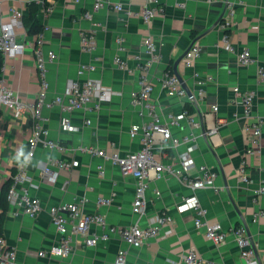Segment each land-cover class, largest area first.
<instances>
[{"label":"crops","instance_id":"crops-1","mask_svg":"<svg viewBox=\"0 0 264 264\" xmlns=\"http://www.w3.org/2000/svg\"><path fill=\"white\" fill-rule=\"evenodd\" d=\"M30 0H0V15L6 19L11 8L19 9L23 15L28 13ZM38 4L37 19L49 27L43 31L42 42L45 51L51 50L56 58L48 64V94L59 93L69 79L80 81L92 77L112 87L116 93L110 101L94 110L92 105L68 113L76 126L75 130L65 131L61 126L62 112L58 107L43 109V125L53 139L67 147L65 151H46L39 149L30 160L28 170L35 178L37 187L32 192L39 196L43 210L36 218L24 213L14 214L8 205L4 219L3 240L16 249V264H115L119 249H125L126 264H172L190 247H195L202 264H247L240 255L235 238L229 234L220 244L206 239L202 229L194 226L192 212H180L177 208L182 195L191 193L175 176H164L152 180L146 192L145 214L138 217L132 212L135 192V179L123 176L119 169L98 156L79 151L80 145L94 144L107 151L115 145L121 152L135 151L139 148V139L129 136V128L136 123L146 122L148 115H139L138 108L130 104L129 92L138 88V71L134 70L137 57H146L143 41L152 35L161 53L159 62L149 70L153 84L152 98L158 105L161 116L170 111L182 109L186 100L169 97L162 86L163 71L182 55L192 43L201 47V54L192 67H184L179 61L176 69L181 80L190 92L197 85L193 72L201 76L211 75L212 80L204 85L205 95L199 102L197 116L202 127L192 129L187 121L174 127V135L192 133L196 137L197 147L192 152L194 172L200 165H207L217 172L213 187L195 191L201 204L206 208L210 221H219L222 228L230 230L233 226H247L251 248L257 264H264V194L258 204L252 202V189L264 183V124L259 154L251 156L247 173L249 184L237 177L246 146L247 133L245 123L256 116L264 117V83L257 78V67L264 65V0H242L236 6L234 22L231 28L222 27L220 20L225 0L207 3L205 0H159L165 12L144 23L137 17H125L110 8H101L94 12L91 19L81 18L84 11L91 9L93 0H34ZM121 2L131 8H138L145 0H111ZM182 3V6L178 4ZM41 29V30H42ZM95 30L96 48L85 53L80 48V32ZM23 40L26 48L20 54L2 56V76L6 83L21 97L34 99L40 89L36 71L33 48L38 32L25 29ZM122 38L119 49L115 37ZM225 36L237 49L248 48L253 61L246 66L237 64L235 53L222 47ZM126 59L132 71L120 69L114 63L115 56ZM93 63L95 69L78 75L81 63ZM234 86L241 90L256 91L252 116L243 117V108L232 100ZM216 104L217 111L210 106ZM89 119L90 123L85 121ZM32 119L28 116L15 117L5 107L0 108V186L11 175V170L26 155V140L32 130ZM215 128V132L208 130ZM114 144V145H113ZM174 153L167 150L158 155L168 160ZM50 157H60L72 161L70 169H56L52 177L42 176L38 168L40 161ZM104 169L99 175L98 166ZM216 188V189H215ZM160 191V195L154 193ZM103 196L111 199L108 206L98 207L96 199ZM86 197L83 209L86 212L101 211L113 224L127 226L138 221L142 226L154 222L161 210H166L173 218V234L165 238H153L140 247L127 245L123 240L113 237L109 241L99 242L91 247H77L71 255L59 257H37L35 252L57 243L59 234L50 221L48 206L60 201ZM256 210L261 216L252 220Z\"/></svg>","mask_w":264,"mask_h":264},{"label":"built area","instance_id":"built-area-1","mask_svg":"<svg viewBox=\"0 0 264 264\" xmlns=\"http://www.w3.org/2000/svg\"><path fill=\"white\" fill-rule=\"evenodd\" d=\"M79 2L80 0H74ZM207 3L215 0H205ZM242 4V0H225L222 12L221 23L225 29L231 28L234 22L235 8ZM182 6V3L178 4ZM101 8H110L122 13L125 17H137L144 23L150 22L154 17L165 12L164 5L159 0H145L138 8H131L121 2L111 0H93L91 9L82 13L81 18L91 19L94 12ZM43 29L36 34L35 46L33 48L35 66L39 78L40 89L34 99L27 100L21 97L19 91L11 88L0 77V108L5 107L11 111L15 117L28 116L32 119V130L26 140V155L17 165L16 171L12 174V183L7 191V201L12 207L13 213H24L30 218H36L43 210L42 201L32 192L38 185L35 178L28 170L30 160L39 149L46 151H65L67 147L51 137L49 129L43 125L42 114L45 107H58L62 112L61 126L65 131L75 130L76 126L68 117V113L92 105L94 110H98L101 105L110 101L112 97L120 92H116L112 87L103 84L99 79L88 77L82 81L69 79L63 90L59 93L48 94L47 71L48 64L53 62L56 55L53 51H45L42 42ZM25 25L23 12L16 8H11L6 19L0 15V54L2 56H13L20 54L26 48L23 40L25 35ZM118 48H122V38L115 37ZM146 57L140 55L134 70L138 71V88L129 92L130 104L138 108L139 115H148L146 122L136 123L129 128V136L139 139V148L135 151L121 152L114 145L113 149L107 151L94 144L80 145L77 149L93 156H98L104 161L116 166L123 176H131L135 179V192L132 201V212L138 217L145 214L147 205L146 192L152 180L164 176H175L181 183L187 186L191 193L182 195L177 208L180 212L191 211L194 226L202 229L204 237L215 244L223 243L231 234L240 248V255L247 264H257L254 252L251 248L247 226L240 224L233 226L229 231L222 228L219 221H210L207 218L206 208L201 204L195 191L213 187L217 172L207 165L198 166L194 172L190 170L194 167L192 152L197 147L196 137L192 133L174 135L172 129L187 121L192 129L202 127V121L197 116L198 105L205 95L204 85L212 80L211 75H204L198 71L193 72V78L197 85L195 92L189 95L184 82L176 67H167L162 74L161 83L169 97L186 100L182 109L170 111L163 118L158 110V105L153 100V84L148 76L149 70L154 63L161 59V53L152 35H147L143 41ZM222 47L228 52L235 53L237 64L246 66L252 63L253 57L248 48H235L225 36ZM80 48L85 53H92L96 48L95 30H83L80 32ZM201 54V47L197 43H192L184 50L180 60L184 67H192L196 59ZM114 63L120 69L128 72L132 67L126 59L115 56ZM95 69L93 63H81L77 74L92 72ZM257 78L260 83H264V65L257 67ZM232 100L240 104L243 108V117L248 118L253 114L256 91L254 89L241 90L239 86L232 89ZM212 111H217L218 106H210ZM86 123H90L87 119ZM263 116H256L250 122H246L244 129L247 133L246 146L243 152L241 163L237 169L238 179L246 184L251 182L247 173V165L251 156L259 154L262 134ZM215 128L208 130L209 134L215 132ZM170 150L174 156L168 160H161L158 155ZM75 164L72 161L60 157H50L46 161H40L38 168L42 176L52 177L56 169H70ZM99 175H104V169L98 166ZM216 189V188H215ZM156 195H160L159 190H155ZM252 202L258 204L259 198L264 194V183L252 189ZM86 197L73 199L71 201H60L48 206L50 221L59 234L57 243L49 247L39 249L35 252L37 257H59L64 258L80 246L91 247L102 241H109L113 237L120 238L127 245L140 247L153 238H165L173 234L174 221L172 216L161 210L156 215L154 222L142 226L138 221L127 226H120L111 223L101 211L86 212L83 209ZM98 207L108 206L111 199L98 196L96 199ZM262 211L256 210L252 220L261 216ZM0 237V264H16V249L8 245ZM125 249H119L114 259L115 264H126ZM172 264H202L195 247H190L185 251L178 261H171Z\"/></svg>","mask_w":264,"mask_h":264},{"label":"trees","instance_id":"trees-1","mask_svg":"<svg viewBox=\"0 0 264 264\" xmlns=\"http://www.w3.org/2000/svg\"><path fill=\"white\" fill-rule=\"evenodd\" d=\"M48 5L49 3L46 0H44L43 6L45 9L48 7ZM37 8H38L37 2L34 0H30L28 5V9H29L28 13L26 15H23L25 29H27L30 32H38L42 29V25L37 19ZM2 61H3V57L0 54V77L2 74V70H1ZM169 65L172 66L171 64ZM15 171L16 169L13 167L11 170V175L8 178H6L0 186V237H4L3 236L4 219L9 205L7 201V191L12 183L11 176L12 174L15 173Z\"/></svg>","mask_w":264,"mask_h":264},{"label":"water","instance_id":"water-1","mask_svg":"<svg viewBox=\"0 0 264 264\" xmlns=\"http://www.w3.org/2000/svg\"><path fill=\"white\" fill-rule=\"evenodd\" d=\"M221 18H222V15H221L220 19H219L217 22H219V21L221 20ZM182 56H183V53H182V55H181L180 57H178V59L174 62V66H175V67L177 66L178 62L181 60ZM186 88H187V87H186ZM187 92H188L189 95L191 94V92H190L188 89H187Z\"/></svg>","mask_w":264,"mask_h":264}]
</instances>
